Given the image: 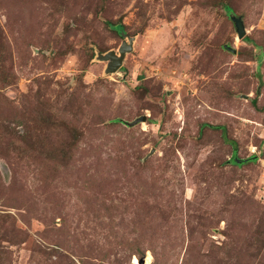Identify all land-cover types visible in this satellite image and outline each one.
<instances>
[{
	"label": "rangeland",
	"instance_id": "1",
	"mask_svg": "<svg viewBox=\"0 0 264 264\" xmlns=\"http://www.w3.org/2000/svg\"><path fill=\"white\" fill-rule=\"evenodd\" d=\"M0 264H264V0H0Z\"/></svg>",
	"mask_w": 264,
	"mask_h": 264
},
{
	"label": "water",
	"instance_id": "2",
	"mask_svg": "<svg viewBox=\"0 0 264 264\" xmlns=\"http://www.w3.org/2000/svg\"><path fill=\"white\" fill-rule=\"evenodd\" d=\"M232 19L236 24L239 37L240 38L243 37L246 34V30L242 18L233 16ZM131 49H132L131 42L128 43L126 40H123L121 46L119 47V54L116 51L111 50L106 54L101 55L100 58L102 60L108 61L107 72L117 71L122 66L125 52ZM143 118L137 119L133 121L131 124L136 123L138 120H143Z\"/></svg>",
	"mask_w": 264,
	"mask_h": 264
},
{
	"label": "trees",
	"instance_id": "3",
	"mask_svg": "<svg viewBox=\"0 0 264 264\" xmlns=\"http://www.w3.org/2000/svg\"><path fill=\"white\" fill-rule=\"evenodd\" d=\"M118 26H120V27L122 28V30H123V25H122V24H117L115 27H118ZM253 158H255V156H254V157H251V158H249V159H253ZM247 160H248V159H247ZM234 161H235V162H238V163H241V162H243L244 160H243V159H239V158L234 157Z\"/></svg>",
	"mask_w": 264,
	"mask_h": 264
}]
</instances>
